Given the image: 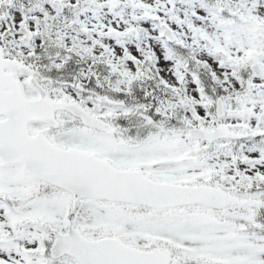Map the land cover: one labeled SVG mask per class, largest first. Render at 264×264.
Instances as JSON below:
<instances>
[{
	"label": "snow or ice",
	"instance_id": "6c2138e0",
	"mask_svg": "<svg viewBox=\"0 0 264 264\" xmlns=\"http://www.w3.org/2000/svg\"><path fill=\"white\" fill-rule=\"evenodd\" d=\"M0 264H264V0H0Z\"/></svg>",
	"mask_w": 264,
	"mask_h": 264
}]
</instances>
